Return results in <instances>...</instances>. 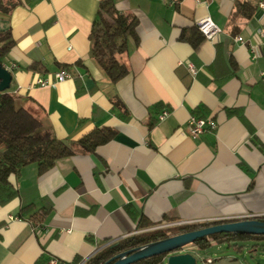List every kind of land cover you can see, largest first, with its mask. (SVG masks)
<instances>
[{
	"label": "crops",
	"instance_id": "obj_1",
	"mask_svg": "<svg viewBox=\"0 0 264 264\" xmlns=\"http://www.w3.org/2000/svg\"><path fill=\"white\" fill-rule=\"evenodd\" d=\"M100 1L0 0V33L14 42L0 58L12 76L7 91L75 152L44 174L29 165L11 177L12 195L0 202V264H82L142 232L264 217V13L231 21L234 0H112L137 18V41L120 59L129 73L113 84L91 58ZM205 19L220 32L195 51L179 35ZM63 71L71 78L57 82ZM191 116L216 130L191 138ZM99 129L113 135L93 153L77 145ZM250 246H213L202 262L255 264L264 250ZM202 252L174 254L197 261Z\"/></svg>",
	"mask_w": 264,
	"mask_h": 264
},
{
	"label": "trees",
	"instance_id": "obj_2",
	"mask_svg": "<svg viewBox=\"0 0 264 264\" xmlns=\"http://www.w3.org/2000/svg\"><path fill=\"white\" fill-rule=\"evenodd\" d=\"M10 8L6 7L3 10L8 12ZM256 10L257 5L249 0H234L231 21L237 18L248 21ZM136 27L137 18L130 13H120L112 0H102L98 3L89 33L91 58L113 84L129 73L127 66L120 59L127 52L128 40L137 41ZM179 40L189 43L196 51L205 41V37L197 27H192L182 29ZM13 44L8 31L0 33V58L8 53ZM39 66L32 65L30 69L42 72L44 69ZM112 135L113 132L108 129L94 130L89 135L80 138L77 145L93 153ZM74 153L71 146L56 138L49 129L44 128L37 116L19 106L14 95L8 91L0 92V202L11 197L10 179L18 177L23 168L36 165L38 173L44 174L51 170L58 160L70 157ZM26 208L28 207L23 209ZM257 219L264 222V217ZM234 221L236 220L178 225L142 232L109 244L84 264H112L115 261L114 257L122 252L135 250L175 235ZM246 245H251V249L264 250V235L213 234L197 239L186 247H192L199 252L206 251L213 246H226L240 251ZM184 248L174 253L181 252ZM167 256V254L155 255L132 264H165Z\"/></svg>",
	"mask_w": 264,
	"mask_h": 264
},
{
	"label": "water",
	"instance_id": "obj_3",
	"mask_svg": "<svg viewBox=\"0 0 264 264\" xmlns=\"http://www.w3.org/2000/svg\"><path fill=\"white\" fill-rule=\"evenodd\" d=\"M11 80V73L0 64V92L9 89ZM220 233L264 235V222L256 218L245 219L175 235L135 250L122 252L114 257L115 261L112 264H132L160 254L168 255L165 258V264H197L196 258L192 254H174V252L194 243L197 239Z\"/></svg>",
	"mask_w": 264,
	"mask_h": 264
},
{
	"label": "built area",
	"instance_id": "obj_4",
	"mask_svg": "<svg viewBox=\"0 0 264 264\" xmlns=\"http://www.w3.org/2000/svg\"><path fill=\"white\" fill-rule=\"evenodd\" d=\"M256 5H257V9L261 10L264 13V0H257ZM197 29L208 40L213 39L220 32L219 28L216 25H214L209 19H205L204 21H201L200 23H198ZM258 33H259V36L264 41V19H263V22L260 28L258 29ZM236 41L242 43V38L238 36L236 37ZM187 67L191 75L194 76L197 73V69L192 63H188ZM12 68H15L14 65L11 67V69ZM262 75H264V73ZM55 78L57 82H62L66 79L71 78V76L66 71H63V72L57 73L55 75ZM36 84H38L40 87H45V86H48L50 82L44 79L43 80L37 79ZM168 114H169L168 111H163L159 115L158 120L159 121L164 120L168 116ZM216 128H217V125L212 119L198 118V117L191 116L189 120L187 121L186 131H187V134L191 138L195 139L201 134H203L205 131H214L216 130ZM211 262H212L211 260H207V263H211ZM45 264H65V263L52 258V259H49Z\"/></svg>",
	"mask_w": 264,
	"mask_h": 264
},
{
	"label": "rangeland",
	"instance_id": "obj_5",
	"mask_svg": "<svg viewBox=\"0 0 264 264\" xmlns=\"http://www.w3.org/2000/svg\"><path fill=\"white\" fill-rule=\"evenodd\" d=\"M189 248H190V247H185L183 250L188 251ZM215 249H216V247H212L211 249L207 250V253L212 254V252H213ZM222 249H223L222 252H225V251L227 250L226 247H223ZM205 254H206V253H204V252L199 253V256H198V258H197V264H203V262H202V258L204 257ZM249 254H250V253L245 252V255H248V258L250 257ZM255 264H264V258H262V259H261L260 261H258V262H255Z\"/></svg>",
	"mask_w": 264,
	"mask_h": 264
}]
</instances>
